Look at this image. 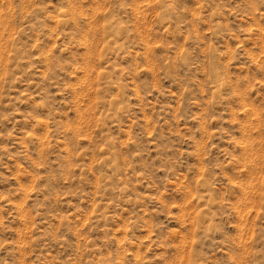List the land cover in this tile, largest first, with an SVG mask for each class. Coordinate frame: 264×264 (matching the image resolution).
Here are the masks:
<instances>
[{"label":"rangeland","instance_id":"rangeland-1","mask_svg":"<svg viewBox=\"0 0 264 264\" xmlns=\"http://www.w3.org/2000/svg\"><path fill=\"white\" fill-rule=\"evenodd\" d=\"M0 264H264V0H0Z\"/></svg>","mask_w":264,"mask_h":264}]
</instances>
